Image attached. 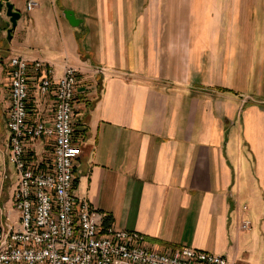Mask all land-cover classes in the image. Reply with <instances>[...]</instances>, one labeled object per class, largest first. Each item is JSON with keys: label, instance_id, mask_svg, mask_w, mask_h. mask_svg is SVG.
<instances>
[{"label": "crops", "instance_id": "0c3cea01", "mask_svg": "<svg viewBox=\"0 0 264 264\" xmlns=\"http://www.w3.org/2000/svg\"><path fill=\"white\" fill-rule=\"evenodd\" d=\"M11 1L9 56L80 69L75 193L159 249L264 264V0Z\"/></svg>", "mask_w": 264, "mask_h": 264}, {"label": "built area", "instance_id": "2783aa9c", "mask_svg": "<svg viewBox=\"0 0 264 264\" xmlns=\"http://www.w3.org/2000/svg\"><path fill=\"white\" fill-rule=\"evenodd\" d=\"M37 4L27 0L26 9ZM79 72L67 61L57 75L46 60L8 57L0 264H231L223 254L188 245L159 249L144 233L109 222L106 213L75 193L74 165L82 151V134L75 128ZM250 227V220L241 221V229Z\"/></svg>", "mask_w": 264, "mask_h": 264}, {"label": "rangeland", "instance_id": "374dc122", "mask_svg": "<svg viewBox=\"0 0 264 264\" xmlns=\"http://www.w3.org/2000/svg\"><path fill=\"white\" fill-rule=\"evenodd\" d=\"M1 13H3V12H1ZM0 15H4L3 18L0 17V28L2 31L1 38H0V91H2V92H0L1 93L0 99H2L3 97H5V95H8V93H10L9 92L10 82H9V75H8V56L9 55L7 54L8 38H6V36H7V32L5 29L6 22H5V20H3L4 17H6L7 15L5 13L0 14ZM4 57H6V58H4ZM5 99H4V101L1 100L0 103H4ZM44 113H45V116H47L50 112H48L45 109ZM241 204H242L241 208L243 209L242 211L243 212L247 211L248 210L247 207L249 206V204L245 201H243ZM242 220L243 219H241L240 222ZM239 260L245 261V259H242V256L239 257Z\"/></svg>", "mask_w": 264, "mask_h": 264}, {"label": "water", "instance_id": "95a60500", "mask_svg": "<svg viewBox=\"0 0 264 264\" xmlns=\"http://www.w3.org/2000/svg\"><path fill=\"white\" fill-rule=\"evenodd\" d=\"M4 7L5 14L9 17V23L11 24L7 28V38L9 39L11 38V30L16 26L21 13L19 10L14 8V4L11 0H0V13ZM63 13L72 26L77 27L79 30H83V20L77 17L74 11L65 9Z\"/></svg>", "mask_w": 264, "mask_h": 264}]
</instances>
